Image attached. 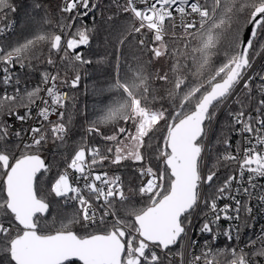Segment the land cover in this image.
Segmentation results:
<instances>
[{"label":"snow or ice","instance_id":"1","mask_svg":"<svg viewBox=\"0 0 264 264\" xmlns=\"http://www.w3.org/2000/svg\"><path fill=\"white\" fill-rule=\"evenodd\" d=\"M97 7L96 0H62L55 12L38 14L29 37L0 44L5 84L17 66L51 68L35 87L0 94V264H264V227L243 236L254 209L264 208L257 183L264 84L257 88L248 74L264 51V0L118 3L125 22L113 56L104 58L114 74L101 89L109 99L85 129L106 146L78 144L45 194L51 166L42 153L50 143L68 147L69 92L93 63L78 51L94 31L81 17ZM7 11H14L10 0H0V15ZM129 46L139 51L129 55ZM162 57L171 60L168 70L154 71ZM221 108L230 120L215 141L223 150L214 152L208 138ZM6 118L33 123L17 130ZM125 161L139 177L127 189L121 175L98 170ZM222 168L231 173L223 180ZM48 195L76 210L49 219ZM220 235L232 243L214 247Z\"/></svg>","mask_w":264,"mask_h":264},{"label":"trees","instance_id":"2","mask_svg":"<svg viewBox=\"0 0 264 264\" xmlns=\"http://www.w3.org/2000/svg\"><path fill=\"white\" fill-rule=\"evenodd\" d=\"M10 3L14 11H7L6 17L0 15V28L10 21H15L16 28L11 36L0 39V44L5 46L12 45L17 41H22L24 38L29 37L33 32L34 20L37 18L38 14H43L44 9L55 12L57 6L62 3V0H10ZM118 3L123 4L124 2L117 0H98V7L95 8L87 18L81 20V23L87 25L89 29H94V31L91 32L89 45L81 47L78 51H82L85 57L91 59L93 63L84 66L81 72L82 79L80 87L77 90H71L69 92V95L73 96L75 99L74 106H70L68 109V111L73 114V120L70 125L71 131L67 138V149H61L59 151L54 150L50 143L48 146L50 150L42 153L45 162L51 166L50 172L45 177V194H48L49 182H54L57 173L62 172L66 167L65 156L67 155L70 157L73 154V149L76 148L78 144L86 141L88 146L99 145L102 149L106 146L99 136L87 135L85 129L88 127L87 121L95 118L97 110L107 103L109 99V96L102 93L101 89L106 87L107 82L114 74L111 59L105 61L104 58H111L113 56L118 46L116 43V36L125 22V15L117 8ZM37 5H39V7H37ZM174 43L178 46L180 41L177 40ZM169 45L171 48L173 41L170 40ZM133 51L138 52L139 50L129 46L127 49L128 54L131 55ZM262 52L263 51H260V53ZM150 55V53L145 51L143 53V58L147 60L150 58ZM164 61L167 71L171 60L164 57ZM152 68L154 71H158L156 59L153 60ZM46 69L51 71V68L45 64H37L36 70L28 68L21 69L17 66L14 70L17 77H19V88L21 92H23L26 87L28 89L35 87L40 82V72ZM261 72L264 74V67L261 68ZM69 75H71V73ZM260 82L261 83H257L253 81V84L258 88L261 84H264L263 80H260ZM63 87L68 91L67 86ZM4 91L5 84L3 78L0 77V94H3ZM69 103L70 105L73 104L72 101ZM229 107L235 110L236 105L233 104ZM220 110L217 112V115ZM229 120L230 115L227 109L220 117L212 133L209 147H212L214 152L223 150L221 146L215 145V141L217 137L221 135L222 129L225 128ZM102 131H104L103 128ZM137 167L138 166L134 165L133 162L125 161L123 166H106L102 170L107 171L109 175H121L127 189L129 184L135 186L139 182V177L136 174ZM229 174L230 172L227 168H222L218 173L221 180L225 179ZM48 199L51 202L48 214L49 219H51L52 215H56L59 218L61 214L72 213L76 210L71 203L65 205L61 198H56L54 195H48ZM75 264L80 263L75 262Z\"/></svg>","mask_w":264,"mask_h":264},{"label":"built area","instance_id":"3","mask_svg":"<svg viewBox=\"0 0 264 264\" xmlns=\"http://www.w3.org/2000/svg\"><path fill=\"white\" fill-rule=\"evenodd\" d=\"M117 1L125 2V0H117ZM96 2L98 4V0H96ZM93 11H94V9L90 10L89 15ZM87 17H81V20L85 19ZM15 28H16L15 21H10L7 24H5L4 26H2L0 28V29H2V31H0V39H4V38H7V37L11 36L13 34V32L15 31ZM262 67H264V51L262 53H260V55H258L255 58V60L253 61V64H252V68L248 70V74L255 77L254 82L261 83L260 82V80L262 81L261 77L264 76V74L261 72V68ZM12 76H13V78H12L10 83H8V84L4 83L5 84V89H7V91L9 93H11L14 90L15 87H19V85H20V83L19 84L16 83L17 74H16L14 69L12 70ZM0 77L3 78L2 71H0ZM3 81H4V79H3ZM58 86H59V83H58ZM62 90L63 91H67L64 87H62ZM223 110L225 112L227 110V108H223ZM21 111H23V110H21ZM6 119H8L9 122L13 125V127L15 129H17V130L20 129L21 127H25L26 128L28 125L33 123V121H31V120L28 121L26 124H22L19 121H15L14 118H6ZM50 119L53 122H55V121H57L58 116L56 114H53L50 117ZM237 139H238V137L233 133L231 135V140H232L233 145H235ZM232 167L235 168L237 166L233 165ZM98 170L103 171L102 169H98ZM257 183L261 184V185H264V178L258 180ZM221 203H223V202H221ZM254 203H255V201H254ZM221 223L225 227H227V222L222 221ZM250 223L253 225L251 230L248 229V228H244L243 229V236H245V237L246 236H254L256 233H259L261 227H264V208L260 209L259 211L254 209L253 216L250 219ZM194 238H196L195 234H194ZM231 243L232 242L228 241L225 236L220 235L219 237H217L216 242L214 244V247H223V246L229 245Z\"/></svg>","mask_w":264,"mask_h":264},{"label":"rangeland","instance_id":"4","mask_svg":"<svg viewBox=\"0 0 264 264\" xmlns=\"http://www.w3.org/2000/svg\"><path fill=\"white\" fill-rule=\"evenodd\" d=\"M83 47V46H82ZM260 55V54H259ZM257 57V56H256ZM255 57V58H256ZM255 58H254V60H255ZM253 60V61H254ZM156 63H157V67H158V71L159 72H163V71H166V63H165V61H164V57H162V58H159V59H156ZM222 110H223V108L220 110V112L218 113V115L216 116V118H215V120H214V123L211 125V128H212V132H211V134L209 135V138H208V145H210V140H211V137H212V133H213V131H214V129H215V126L216 125H214L215 124V121H216V119L218 118V116L220 115V113L222 112ZM218 123V122H217Z\"/></svg>","mask_w":264,"mask_h":264},{"label":"water","instance_id":"5","mask_svg":"<svg viewBox=\"0 0 264 264\" xmlns=\"http://www.w3.org/2000/svg\"><path fill=\"white\" fill-rule=\"evenodd\" d=\"M251 52V51H250ZM82 79V78H81ZM80 84H81V82H80ZM79 87H80V85H79ZM78 87V88H79ZM77 88V89H78ZM77 89H74V90H77ZM224 113V110H222V112L220 113V115L218 116V118L216 119V121H215V124L214 125H216L217 124V122L219 121V119H220V117L222 116V114ZM47 163V162H46ZM48 164V163H47ZM49 211H50V209H49ZM77 263H80L79 261H76Z\"/></svg>","mask_w":264,"mask_h":264}]
</instances>
